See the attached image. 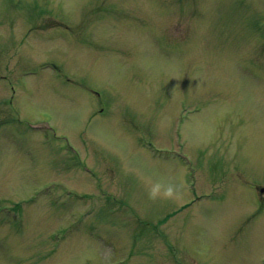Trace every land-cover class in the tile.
Segmentation results:
<instances>
[{"label": "rangeland", "instance_id": "374dc122", "mask_svg": "<svg viewBox=\"0 0 264 264\" xmlns=\"http://www.w3.org/2000/svg\"><path fill=\"white\" fill-rule=\"evenodd\" d=\"M262 184L264 0H0V264H264Z\"/></svg>", "mask_w": 264, "mask_h": 264}]
</instances>
